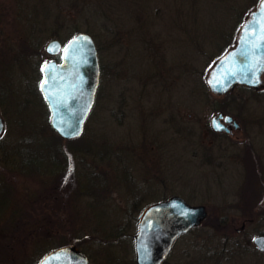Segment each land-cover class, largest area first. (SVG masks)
<instances>
[{
  "label": "rangeland",
  "instance_id": "1",
  "mask_svg": "<svg viewBox=\"0 0 264 264\" xmlns=\"http://www.w3.org/2000/svg\"><path fill=\"white\" fill-rule=\"evenodd\" d=\"M258 1L0 0V264H34L60 241L95 264H136L141 210L174 194L207 215L162 264H264L252 242L264 234V86L215 94L206 82ZM83 31L99 83L66 139L38 82L58 58L47 42ZM218 112L239 122L232 134L212 129Z\"/></svg>",
  "mask_w": 264,
  "mask_h": 264
},
{
  "label": "water",
  "instance_id": "2",
  "mask_svg": "<svg viewBox=\"0 0 264 264\" xmlns=\"http://www.w3.org/2000/svg\"><path fill=\"white\" fill-rule=\"evenodd\" d=\"M52 46L54 50L48 51ZM46 51H61L59 61L47 60L42 68L39 90L49 110L51 127L63 138L77 137L94 101L99 82V63L90 34L78 32L63 46L53 38ZM264 0L250 12L242 24L233 47L211 67L206 82L215 94H223L236 84L257 86L264 80ZM220 118L232 122L230 114L219 112L211 117L214 130L225 129ZM235 124V123H234ZM219 125V127H217ZM236 126V124L234 125ZM5 129L0 111V136ZM207 215L203 204H191L179 195L151 202L141 210L134 235L136 264H161L175 239L192 227L199 226ZM253 243L264 251V234ZM93 264L76 245L66 244L46 252L36 264Z\"/></svg>",
  "mask_w": 264,
  "mask_h": 264
},
{
  "label": "flooded vegetation",
  "instance_id": "3",
  "mask_svg": "<svg viewBox=\"0 0 264 264\" xmlns=\"http://www.w3.org/2000/svg\"><path fill=\"white\" fill-rule=\"evenodd\" d=\"M261 85L264 86V83L261 84ZM261 85H260V86H261ZM242 86H245V85H242ZM245 87H246V86H245ZM248 88H250V87H248ZM232 117H233V116H232ZM220 121H221V123L224 124L225 129H222V130H220V131H216V132H225V133L232 134V133H233V129H232V128L237 129V128L239 127V122H237V120H236L235 117H233V121H232V122H226V121H224L223 118H220ZM234 123L236 124V126H234V125H235ZM0 138H1V137H0ZM6 189H7V188H6Z\"/></svg>",
  "mask_w": 264,
  "mask_h": 264
},
{
  "label": "trees",
  "instance_id": "4",
  "mask_svg": "<svg viewBox=\"0 0 264 264\" xmlns=\"http://www.w3.org/2000/svg\"><path fill=\"white\" fill-rule=\"evenodd\" d=\"M60 244H64L62 241H60V243H58L57 245H60ZM76 244L83 250V251H85L86 252V250H85V248H84V246H82V244L81 243H79V242H76Z\"/></svg>",
  "mask_w": 264,
  "mask_h": 264
},
{
  "label": "snow or ice",
  "instance_id": "5",
  "mask_svg": "<svg viewBox=\"0 0 264 264\" xmlns=\"http://www.w3.org/2000/svg\"><path fill=\"white\" fill-rule=\"evenodd\" d=\"M54 50V48L52 46L49 47L48 51L52 52ZM217 127H219V125H217ZM43 264H47V262H43Z\"/></svg>",
  "mask_w": 264,
  "mask_h": 264
}]
</instances>
